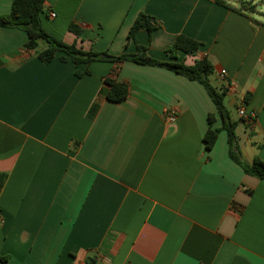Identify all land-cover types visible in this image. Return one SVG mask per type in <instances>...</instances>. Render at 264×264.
<instances>
[{
	"label": "crops",
	"instance_id": "obj_1",
	"mask_svg": "<svg viewBox=\"0 0 264 264\" xmlns=\"http://www.w3.org/2000/svg\"><path fill=\"white\" fill-rule=\"evenodd\" d=\"M11 4L0 0V15ZM140 13L159 24L149 56L168 60L165 48L185 35L201 46L178 62L207 58L217 87L235 88L226 95L236 106L248 97L254 119L238 117L239 151L246 163L264 161V21L250 16L264 13L215 0H45L41 26L116 57L137 51L127 35ZM27 40L0 28V255L9 264H264V180L230 159L224 131L205 149L215 107L199 83L133 63L75 68L60 53L44 65ZM106 77L127 83L121 103L105 98Z\"/></svg>",
	"mask_w": 264,
	"mask_h": 264
},
{
	"label": "trees",
	"instance_id": "obj_2",
	"mask_svg": "<svg viewBox=\"0 0 264 264\" xmlns=\"http://www.w3.org/2000/svg\"><path fill=\"white\" fill-rule=\"evenodd\" d=\"M218 5L228 8L238 14L244 15L245 12H253L255 5L251 2L240 4L239 7H233L225 0H215ZM45 0H12L11 10L6 15H0V28H13L24 31L28 40L24 44V49L33 51L35 57L44 65L51 63L57 56L60 62H71L75 68L81 64L90 65L93 62H111L118 66L124 63H133L148 67H158L169 70L177 75L185 77L189 81L199 83L206 91L211 99L215 113L207 116L208 128L205 131L202 141L206 150H211L214 146L218 135L221 131L226 133L228 154L230 159L237 164L246 175L264 180V161L255 157L251 163H246L241 159L239 151L238 137L236 134L237 121L231 119L230 113L224 105V97L227 89L223 87L213 86L210 82L211 75L214 74L212 64L207 58L194 61L192 65H186L184 62L177 61V53L182 52L186 56H194L201 43L185 36L178 35L174 42L167 46L164 50L168 60L161 61L148 55L147 46H141L137 43L136 33L145 31L151 34L156 30L159 24L149 15L140 13L133 22L127 39L132 40L136 46L135 53H126L111 57L106 53H97L93 51H83L75 44H66L46 33L41 26V15ZM69 31L79 36L82 28L75 23L69 24ZM109 57L108 60L101 59V56ZM83 74H89L86 69L83 73L75 70V75L81 77ZM103 83L106 86L105 98L115 104L124 101L128 96V85L126 82L117 81L112 78H104ZM245 103L248 97L244 98ZM217 118L221 121L220 127H214ZM6 175L0 173V191L5 182ZM0 264H9V257L0 255ZM84 264H98L95 257L89 256L85 259Z\"/></svg>",
	"mask_w": 264,
	"mask_h": 264
},
{
	"label": "built area",
	"instance_id": "obj_3",
	"mask_svg": "<svg viewBox=\"0 0 264 264\" xmlns=\"http://www.w3.org/2000/svg\"><path fill=\"white\" fill-rule=\"evenodd\" d=\"M50 16L54 17L55 14L51 13ZM217 78L219 81H225L226 80V72L224 70H221L218 73ZM227 91H229V93H231V94L236 93L235 88L230 84H227ZM244 104H245L244 97H239L238 102H237V106H236L237 113L241 119H243L247 124H250L254 119V115L253 114H246ZM176 117H177L176 111L172 108H166L163 111V118H164L165 122H167L169 124L174 123L176 121Z\"/></svg>",
	"mask_w": 264,
	"mask_h": 264
},
{
	"label": "rangeland",
	"instance_id": "obj_4",
	"mask_svg": "<svg viewBox=\"0 0 264 264\" xmlns=\"http://www.w3.org/2000/svg\"><path fill=\"white\" fill-rule=\"evenodd\" d=\"M231 2H234V3L238 2L240 4H244V3L246 4L248 2H253V4L255 5V9H257L258 12L264 13V0H236V1L232 0ZM250 16L254 17L255 19L264 21V19L258 13L251 14ZM210 82L213 86L218 85L213 75H211L210 77ZM224 105L226 109L228 110V112L230 113L231 118L235 119L236 121H239L240 117L238 116V113H237L235 100L233 98L227 97L226 95L224 97Z\"/></svg>",
	"mask_w": 264,
	"mask_h": 264
},
{
	"label": "water",
	"instance_id": "obj_5",
	"mask_svg": "<svg viewBox=\"0 0 264 264\" xmlns=\"http://www.w3.org/2000/svg\"><path fill=\"white\" fill-rule=\"evenodd\" d=\"M137 43L141 46H147L148 42H149V34L145 31H139L136 33L135 35ZM101 59L103 60H108L109 57L103 55L101 56Z\"/></svg>",
	"mask_w": 264,
	"mask_h": 264
}]
</instances>
